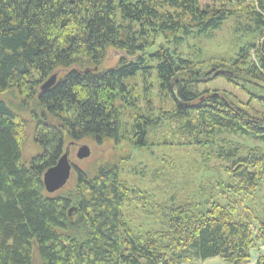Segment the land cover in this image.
I'll list each match as a JSON object with an SVG mask.
<instances>
[{"label": "trees", "instance_id": "16d2710c", "mask_svg": "<svg viewBox=\"0 0 264 264\" xmlns=\"http://www.w3.org/2000/svg\"><path fill=\"white\" fill-rule=\"evenodd\" d=\"M238 18L240 42L205 55L202 41ZM262 38L264 0H0V91L25 90L50 118L36 133L44 150L26 166L21 125L0 99V264H33L35 252L42 264L249 259L264 243V221L255 223L264 207L247 201L264 194ZM109 48L126 56L102 67ZM60 68L71 69L39 91ZM218 77L245 97L206 88ZM85 138L112 142L116 154L92 175L76 168L73 189L48 195L44 172ZM184 145L198 146L208 166L191 193L164 191L182 169L154 175L179 165L166 162L171 154L149 170L153 179L134 170L138 157L163 160ZM162 193L167 201L151 205Z\"/></svg>", "mask_w": 264, "mask_h": 264}, {"label": "rangeland", "instance_id": "374dc122", "mask_svg": "<svg viewBox=\"0 0 264 264\" xmlns=\"http://www.w3.org/2000/svg\"><path fill=\"white\" fill-rule=\"evenodd\" d=\"M204 2H208V0H204ZM211 3V1H210ZM244 23V18H238V19H228L223 24L222 28L218 31H216L215 38H212V40H203V44H201V48L205 55L211 54V53H219V52H225L229 48H234L233 46L239 43L237 38V33H234L232 31L233 26L236 27L238 23ZM263 40V38H262ZM261 40V42H262ZM193 40L190 42L192 43ZM183 50L185 52L189 51L192 47L186 45H183ZM187 50V51H186ZM126 54L123 51L116 50L113 48H109L106 52L105 59L102 62V67H113L117 64V62L125 57ZM75 67V66H74ZM73 68V66L71 67ZM71 68H60L57 69L54 73H52L49 77H47L38 87L39 91H46L42 90V85L50 78L53 74H57L56 82L58 81L60 77V72H68ZM93 68V67H92ZM56 84V83H55ZM54 84V85H55ZM53 85V86H54ZM52 86V87H53ZM206 88H209L211 92H226L230 95H238L241 98L245 97V94L243 91L237 89L231 82H229L225 77H218L212 81H210L208 84H206ZM50 89V88H49ZM48 90V89H47ZM253 90V88H251ZM0 99L5 101V103L12 108V110L15 112L17 116V120L21 125V149H22V163L26 166H29L30 162L33 158H35L37 155L43 152L42 146L37 141V130L39 128V122H42L44 117L47 120H50L47 116H40V108L37 106L35 97H30L26 94L25 90L15 88V87H9L8 89L4 91H0ZM57 122V120H54ZM59 123H56L58 125ZM160 136V133H159ZM251 140V139H249ZM82 145H87L90 150L91 154L89 158L80 159L77 157V152ZM68 151L69 153V159L72 162L74 166V171L72 170L71 176L67 183H65L62 187H60V190L49 193L45 189L46 193L48 195H54L57 193H60L61 191H68L74 188L77 177L75 174V169L78 168L81 171L88 172L89 174H94V170L96 169L99 164H101L104 161H107L110 156H113L116 154L115 147L112 142L104 141L101 144H96L90 139H81V140H74L69 141L68 144L64 147V152ZM63 152V153H64ZM158 152V151H157ZM200 152L198 146L195 145H184L181 147V150L178 152L171 151V148L168 149V151L163 152L167 153L165 156V159H159L158 153H154L153 155H143L142 157H139L134 162V170L140 172L141 174L145 175L146 177L153 179L154 177H150L149 170L153 168H158L164 166L165 160L168 158L169 154L173 155L175 158L173 159H167L166 162H172L173 160H177L179 162L178 166H175L172 169V173L169 174V172L164 169L161 171L154 172V175L158 177V180L165 179L166 177H173L177 169L184 170L183 175L172 179L166 184L168 185L169 189L164 190L169 195H172L174 197H177L178 195L176 193H171V191L176 192H187L191 193L190 184L192 180L199 177L201 173L208 169V166H206L205 163L200 158ZM195 158H197V161L195 162ZM140 161L141 163H136ZM168 169V167H167ZM168 173L163 174L162 173ZM44 176V175H43ZM178 178L182 181L179 182ZM44 183V182H43ZM151 180L149 181L148 185L151 184ZM147 185H142V187H146ZM45 187V186H44ZM194 192V191H193ZM263 191H259L256 196H249L247 201L248 203H254L258 208L264 207L263 199ZM168 195L166 193L162 194H155L151 198L150 204H163L165 201H167ZM264 200V199H263ZM258 202V203H257ZM72 210H70L71 213ZM264 214V208L262 209ZM258 210H256V213ZM154 218L151 214H146V216L143 218L148 221H152ZM162 219L156 220L154 225H160L162 223ZM259 221H264L263 217H258L255 221L256 224L259 223ZM255 223L253 224L255 226ZM153 226V223H151ZM258 247L250 250V257L246 261L240 263V264H260L261 260H258V255L262 254L264 256V243L260 241V243L257 244ZM263 263V262H262ZM33 264H42L37 252L34 254L33 258ZM181 264H230L228 263L224 258L221 256H214V257H208V258H199L195 256L194 254L191 255L190 259L181 263Z\"/></svg>", "mask_w": 264, "mask_h": 264}, {"label": "water", "instance_id": "95a60500", "mask_svg": "<svg viewBox=\"0 0 264 264\" xmlns=\"http://www.w3.org/2000/svg\"><path fill=\"white\" fill-rule=\"evenodd\" d=\"M262 50L264 51V38L262 40ZM46 86L56 83V74H53ZM91 150L87 145L80 146L77 157L80 159L88 158ZM73 164L69 159L68 151L64 152L58 159L57 163L49 168L44 174V183L49 192H53L62 187L69 179L72 172Z\"/></svg>", "mask_w": 264, "mask_h": 264}, {"label": "bare ground", "instance_id": "6f19581e", "mask_svg": "<svg viewBox=\"0 0 264 264\" xmlns=\"http://www.w3.org/2000/svg\"><path fill=\"white\" fill-rule=\"evenodd\" d=\"M56 77H57V74H56ZM49 82V79L42 85V90H47V89H49V88H51L54 84H52V85H50V86H46V84ZM35 89V88H34ZM66 152V151H65ZM63 154V153H62ZM53 167V166H52ZM51 168V167H50ZM48 170V169H47ZM46 170V171H47ZM46 171L44 172V174L46 173ZM71 176V175H70ZM70 178V177H69ZM69 180V179H68ZM43 182H44V176H43ZM68 182V181H67ZM66 182V183H67ZM44 186H45V183H44ZM45 189L47 190V188H46V186H45ZM58 190H60V188L59 189H57V190H55V191H53V192H49L48 190H47V192H49V193H54V192H56V191H58ZM154 207V206H153Z\"/></svg>", "mask_w": 264, "mask_h": 264}]
</instances>
